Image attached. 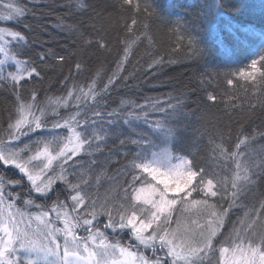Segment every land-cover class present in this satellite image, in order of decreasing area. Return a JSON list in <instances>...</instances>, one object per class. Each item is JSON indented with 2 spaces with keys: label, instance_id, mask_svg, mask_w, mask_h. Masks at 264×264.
Here are the masks:
<instances>
[{
  "label": "trees",
  "instance_id": "trees-1",
  "mask_svg": "<svg viewBox=\"0 0 264 264\" xmlns=\"http://www.w3.org/2000/svg\"><path fill=\"white\" fill-rule=\"evenodd\" d=\"M10 2L24 9L25 14L0 24L22 34L25 40L19 43L12 40L9 51L36 67L39 75H25L14 86L8 74H0L6 77L0 78V134L8 129L19 104L31 102L34 95L41 106L50 99L68 96L69 91L74 90V94L81 88L88 91L93 81L99 94L98 105L89 96L79 109L75 106L57 110L45 118L48 129L22 136L17 145L34 147L38 139L50 138L51 124L57 120L63 123L61 117L77 110L86 112L91 119H95L93 111H101L107 121L112 119L108 112L126 114L131 109L141 113L143 109L139 122L114 126L115 135L101 142L98 149L94 145L93 149L68 160V179L81 182L91 200L104 192L111 197V204L131 202L132 189L128 188L125 199V188L133 178L127 166L138 148L131 144L132 139L154 140L157 147L153 151L166 147L171 153L191 160L197 170L204 168L209 174L227 177L229 190L235 164L220 153L236 151L239 140H245L239 151L245 153L255 175L231 207L227 199L218 204V208L229 211L205 262L218 264V249L242 227L241 221L247 219L245 214L255 215L253 209H259L260 201L264 200V171L259 168L264 162V62L260 61L264 55V0ZM253 59L257 60L258 69L252 74L254 79L241 76ZM121 60L123 65L118 68ZM7 67L13 72L12 65ZM177 101L176 111L167 124L172 134L166 137V143H161L150 135L143 115L146 113L148 120L158 125L162 122L160 113L152 105L166 107L169 102L176 105ZM55 131L65 137L68 134L67 128ZM121 140L125 143L121 144ZM18 174L0 163V177L4 178L5 186L20 181L9 191L19 199L29 197V185ZM141 186L137 181L136 187ZM69 196L66 185L57 181L47 197L34 195L32 201L43 205L57 200L71 202ZM216 202V198L210 199V203ZM256 230L261 227L258 225ZM110 234L106 232L110 240L129 246L128 231ZM148 254L150 259L164 256L161 251L151 250Z\"/></svg>",
  "mask_w": 264,
  "mask_h": 264
},
{
  "label": "snow or ice",
  "instance_id": "snow-or-ice-1",
  "mask_svg": "<svg viewBox=\"0 0 264 264\" xmlns=\"http://www.w3.org/2000/svg\"><path fill=\"white\" fill-rule=\"evenodd\" d=\"M4 7L9 11L8 20L13 15L23 17L25 14L24 9L13 6L12 3H6ZM5 31L0 28V53L4 55V59H0V66L9 60L14 62L16 70L10 71L8 76L15 86L25 75L38 76L39 71L9 52ZM9 35L17 43L25 40L18 32H11ZM124 55L127 58V48ZM59 59L63 60V57ZM260 61L264 62V55L260 57ZM123 62L121 60L117 67H121ZM251 68L254 72L258 71L257 60L251 61ZM247 75L252 77V73ZM112 79L109 78V84ZM228 83L231 84L232 81L229 80ZM107 89L108 85H105L104 90ZM73 95L74 90L68 92V97L50 99L46 107L37 104L34 95L31 102L19 104L14 122H10L8 129L0 134V163L5 168L12 166L17 169L31 184V191L41 196H46L53 185L61 181L66 185L71 200V205L59 200L54 203L51 209L55 214L54 218H50L49 211L44 210L41 205H36L40 211L27 212L15 207V197L10 191H6L4 178L0 177V264H203V258L214 248V238L229 211L228 208H218L219 202L227 199L231 207L236 198L253 182V167L247 161L245 153L239 151L245 140H239L235 145L236 151L228 153L221 150L220 153L226 161L230 160L235 164L229 190L227 177L209 174L204 168L197 170V166L185 157H175L174 162V157L166 148L152 150L157 147L154 140L143 137L132 139L131 144L138 148L127 166L128 173L133 178L125 188V199L128 188L132 189L131 202L117 206L106 201L98 206V201L91 200L83 190L81 182L73 183L68 179L67 162L72 157L93 149L94 145L98 149L101 142L115 135L114 126L120 123L130 126L133 121L139 122L143 109L141 113H135L131 109L126 114L108 112L107 115L112 119L107 121L101 111H93L95 119H91L86 112L77 110L67 117H61L63 123L60 120L52 123L50 138L45 136L38 139L34 147L26 144L21 148L13 143L31 132L48 129L45 119L48 108L57 112V109L67 107L69 98ZM89 96L99 104L95 81L88 86L87 92L81 88L75 93L78 109L81 101ZM178 104L179 101L176 105L169 102L166 107H161L158 103L152 105L153 110L160 113L162 122L158 125H153L146 113L143 115L144 122L151 129L150 135L161 143H166V137L172 134L167 124ZM62 128L68 129L66 137L55 131ZM4 135H7V140ZM120 142L125 143L124 140ZM217 148L220 146L217 145ZM26 152L30 154L25 156ZM259 168L264 171V162H261ZM142 173H147L151 180L146 179ZM137 181L141 183V187H136ZM19 183L20 181H14L13 186ZM194 194H202V198L196 199ZM210 198H216L217 202L209 203ZM86 200H90L87 205ZM33 203L31 199L25 201L26 205ZM82 205H86L83 210ZM177 211L181 215L174 218L173 213ZM185 212L190 215L185 217ZM253 212L255 215L245 214L247 219L241 221L242 227L235 230L236 234L230 236L224 246L218 249L219 264H264V200L260 201V208H254ZM191 215H195L197 219H191ZM100 216L106 218V230L111 229L113 233L129 230L137 241V247L149 248L153 253L161 251L164 256L152 260L138 251L130 250V245L110 240L99 227ZM205 216L208 219L203 223L201 221ZM56 221L63 226L57 227ZM258 225L261 227L260 231L256 230ZM80 231L86 235H80Z\"/></svg>",
  "mask_w": 264,
  "mask_h": 264
},
{
  "label": "rangeland",
  "instance_id": "rangeland-1",
  "mask_svg": "<svg viewBox=\"0 0 264 264\" xmlns=\"http://www.w3.org/2000/svg\"><path fill=\"white\" fill-rule=\"evenodd\" d=\"M6 3H12V2H10V0H0V23H7V22H9V20L7 19V17L9 16V11H8V9H6L5 7H4V5L6 4ZM14 6V5H13ZM14 16V15H13ZM13 16H12V18H13ZM11 18V19H12ZM0 28H4L6 31H5V40L8 42V45L10 44V42L13 40L12 39V37L9 35V33H11V32H15V31H13V30H11V29H9V28H6L5 26H3V25H1L0 24ZM0 43H2V42H0ZM10 52V51H9ZM0 59H4V55L2 54V53H0ZM8 65H12V67H13V72H15V66H14V62L13 61H11V60H9V61H6V63H5V65H3V66H0V74L2 73V75H5V73L6 74H8L10 71L8 70ZM241 73H244V75H241ZM240 73V75L241 76H248L247 74L248 73H254V71H253V69L251 68V65L249 66V68L247 69V70H243L242 72ZM85 92H87V90L85 91ZM65 97H68V96H65ZM64 98V97H63ZM85 100H83V101H81V103H83ZM80 103V104H81ZM47 104L48 103H46V104H44V105H41V107H46L47 106ZM75 106H77V102H76V99H75V94L73 95V97L72 98H69V104H68V106L67 107H61V108H59V109H57V110H61V109H66V108H71V107H75ZM37 114H39V113H37ZM54 114H56L55 112H53L50 108H48V110H47V112H46V116H45V118L46 117H48L49 115H54ZM15 118H16V115L14 116V118H13V120L11 121V122H14V120H15ZM68 135V134H67ZM8 139V137L7 138H5V140H7ZM19 141V140H18ZM18 141H13V143L14 144H16L17 145V143H18ZM166 147H159L157 150H155V151H159V150H161V149H165ZM169 152H170V150L168 149V148H166ZM171 153V152H170ZM172 154V156L174 157V162H176L175 161V157H182V156H179V155H175V154H173V153H171ZM69 155H71L70 153H69ZM73 158V157H72ZM2 164V163H1ZM3 165V164H2ZM9 167H11V168H13V169H15L14 167H12V166H9ZM18 173H19V171L17 170V169H15ZM52 173H49V175H51ZM145 175H146V177L147 178H149V180H151V177L150 176H148L147 175V173H144ZM18 175H20L21 176V178H22V174L21 173H19ZM24 179H25V181L27 182V184L29 185V197H27V196H25V197H21V199H19V197L16 195V196H14L15 197V201H14V203H15V207L16 208H19V209H21V210H25V211H27V212H31V213H35V212H38V211H40L41 209H39V208H37L36 207V205H41L42 206V208L44 209V210H48L49 211V213H50V218H54V216H55V214L53 213V212H51V209H52V207H53V205L54 204H52V202L50 203H45L44 205L42 204V203H38V202H35L34 201V203L32 204V205H26L25 204V201H27V200H32V198H34V195H39V194H37V193H35V192H33V191H31V184L28 182V180H27V178L26 177H23ZM22 178V179H23ZM153 183H155V181H153ZM19 184H16V185H14L13 186V182H9V185H6L5 186V189H7L8 191H9V187H17ZM50 192V191H49ZM49 192L47 193V195L46 196H44V197H47L48 196V194H49ZM39 196H41V195H39ZM41 197H43V196H41ZM194 198H196V199H201L202 198V194H201V196H196L195 194H194ZM17 199V200H16ZM189 199H192V198H189ZM211 199V198H210ZM210 199H209V203H210ZM94 200H96V201H98V206H99V203H104V202H111V197L108 195V194H106V193H101V194H99L97 197H96V199H94ZM16 202H18L17 204H16ZM68 205H71V202L69 201V202H66ZM88 203H90V202H86V205L88 204ZM86 205H82L81 206V210H83L84 209V207L86 206ZM69 211H71V207H69ZM181 215V213H180V211H177V212H175V214L173 215L174 216V218L175 217H177V216H180ZM190 215V213L189 212H185L184 213V216L185 217H188ZM190 218L191 219H197V217L195 216V215H191L190 216ZM117 219H118V217H117ZM207 219H208V217L207 216H205L204 218H203V220L201 221V222H203V223H206L207 222ZM106 223V218L104 217V216H100L99 217V227H100V229L102 230V231H105V232H108V231H110L111 232V234L110 235H113L114 236V233L112 232V230L111 229H105L104 228V224ZM56 226L57 227H62L63 225L59 222V221H56ZM173 227H175V225H173ZM222 227V226H221ZM221 227L219 228V230H218V232H217V234L219 233V231L221 230ZM125 231H128L129 232V235H130V239H129V241H130V243H129V245H131V246H133V247H131V249L130 250H132V251H137V249H139V252L140 253H142L144 256H146V257H149V252L151 251V249H149V248H144L143 246H139V247H137V241H135V239L131 236V234H130V231L129 230H125ZM119 232V231H118ZM79 234L80 235H86V233H84L83 231H80L79 232ZM217 236V235H216ZM231 236H234V235H231ZM132 242V243H131ZM222 246H224V245H221V247ZM140 250H142V252L140 251ZM144 251V252H143ZM161 253H163V252H161ZM208 257V256H207ZM207 257H204L203 258V264H205V262H206V258ZM150 258V257H149ZM152 260H155V259H152ZM217 262H218V264H219V251L217 252Z\"/></svg>",
  "mask_w": 264,
  "mask_h": 264
}]
</instances>
